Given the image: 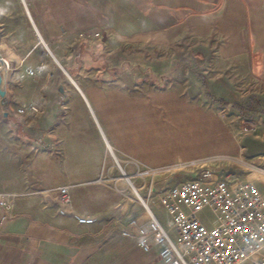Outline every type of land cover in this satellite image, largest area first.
I'll use <instances>...</instances> for the list:
<instances>
[{"label":"crops","instance_id":"obj_1","mask_svg":"<svg viewBox=\"0 0 264 264\" xmlns=\"http://www.w3.org/2000/svg\"><path fill=\"white\" fill-rule=\"evenodd\" d=\"M25 1L27 18L18 6L12 15L0 12V52L15 67L1 76L0 120L19 147L32 145L38 130L52 141L59 133L62 157L78 159L72 167L65 164L68 171L104 169L107 147L126 169H130L131 159L149 157L151 89L161 86L157 93L166 94L177 86L183 74L181 63H188L197 47L215 45L222 34L220 21L238 3ZM32 30L46 47L60 53L54 51V58L61 62L62 70L45 60ZM80 34L85 37L70 41ZM25 66L34 70L33 78L24 74ZM194 82L198 84V80ZM31 102L37 104V113L16 112ZM0 150L4 153L0 170H16L14 154L6 145ZM87 176L77 173L75 179L69 175L50 187L69 186L71 203L64 207L55 196L43 192L46 187L30 197L12 199L11 216L0 223V264H163L157 256L159 247L142 252L134 234H120L128 229L130 219L142 214L124 187L115 190L127 201L120 208L99 211L75 205L76 201H105L107 197L86 190L93 187L83 181ZM7 180L1 184H17L15 179ZM59 209L64 213L58 214ZM152 210L164 224L166 216L160 208L152 205ZM73 214L91 217L94 222L79 224Z\"/></svg>","mask_w":264,"mask_h":264},{"label":"rangeland","instance_id":"obj_2","mask_svg":"<svg viewBox=\"0 0 264 264\" xmlns=\"http://www.w3.org/2000/svg\"><path fill=\"white\" fill-rule=\"evenodd\" d=\"M17 6L27 18L21 0H0V12L12 15ZM220 22L221 38L211 48L192 50L194 57L181 63L183 74L177 86L170 87L166 94L157 93L161 86L151 89L149 157L131 159L130 169L117 162L119 170L107 147L104 169L68 171L64 170L65 164L72 167L78 159L62 157L59 133L52 141L38 130L34 145L19 147L14 144L8 126L0 120V147L6 145L7 151L14 154L16 165V170H0V195L9 200L11 208L14 197L27 198L44 187L48 189L43 192L56 199L55 188L50 187L61 184L69 175L77 179V173H86L92 177L82 178L83 181L93 184L86 190L105 193L107 197L105 201H76V206L99 211L120 208L127 201H122L115 190L124 187V193L143 212L127 178L141 198L148 201L147 189H152V194L158 193L193 176L200 166L250 179L264 195V0H238ZM34 33L45 60L62 70L61 62L54 58L60 53L50 45L49 51ZM181 52L186 53L185 49ZM201 58L205 60L202 62ZM57 127L60 128L59 125L54 128ZM1 154L3 150L0 161ZM8 178L15 179L17 184H1Z\"/></svg>","mask_w":264,"mask_h":264},{"label":"built area","instance_id":"obj_3","mask_svg":"<svg viewBox=\"0 0 264 264\" xmlns=\"http://www.w3.org/2000/svg\"><path fill=\"white\" fill-rule=\"evenodd\" d=\"M14 68L0 52V77ZM24 74L32 76L34 71L25 67ZM26 111L37 113V104L27 103L16 110L19 114ZM115 164L121 170L117 161ZM126 182L143 212L130 219L128 229L120 234H134L142 252L159 247L157 256L163 264H264V195L250 179L200 166L193 176L158 193L147 189L148 201ZM54 193L61 206L70 205L69 186L56 187ZM151 205L166 216L164 224ZM63 213V209L58 210V214ZM10 216L9 200L0 195V223ZM72 216L82 225L94 222L91 217Z\"/></svg>","mask_w":264,"mask_h":264},{"label":"water","instance_id":"obj_4","mask_svg":"<svg viewBox=\"0 0 264 264\" xmlns=\"http://www.w3.org/2000/svg\"><path fill=\"white\" fill-rule=\"evenodd\" d=\"M0 82H1V78H0ZM3 95H4V91L0 87V96H3Z\"/></svg>","mask_w":264,"mask_h":264},{"label":"bare ground","instance_id":"obj_5","mask_svg":"<svg viewBox=\"0 0 264 264\" xmlns=\"http://www.w3.org/2000/svg\"><path fill=\"white\" fill-rule=\"evenodd\" d=\"M112 158H113V157H112ZM121 179H122V178H121ZM127 179H128V178H127ZM129 182H130V181H129ZM128 187L130 188V185H129V184H128ZM129 188H128V189H129Z\"/></svg>","mask_w":264,"mask_h":264}]
</instances>
